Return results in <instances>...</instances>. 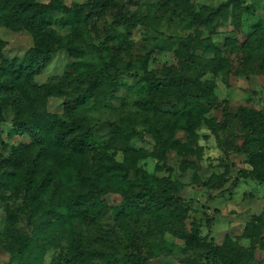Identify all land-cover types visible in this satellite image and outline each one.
<instances>
[{
	"label": "rangeland",
	"instance_id": "rangeland-1",
	"mask_svg": "<svg viewBox=\"0 0 264 264\" xmlns=\"http://www.w3.org/2000/svg\"><path fill=\"white\" fill-rule=\"evenodd\" d=\"M36 1L49 4L52 0ZM63 1L77 7L94 0ZM114 1L128 17L141 21L117 27L116 11L93 13L83 43L71 29L63 28L64 14H49L46 30L61 39L62 45L82 48L79 53L68 48L57 52L34 81L38 87L60 83L80 96L82 105L73 116L66 109L67 97L50 98L45 112L69 115L72 141L89 152L90 181L103 186L120 183L118 168L132 169L124 192L137 196L136 204L122 195L125 188L115 187L98 195L95 222L126 243L136 241L143 253L137 250L131 257L133 250L117 245L115 256L91 264H264V157H255L264 156V117L255 123L260 137L252 124L254 113H264V54L253 50L245 59L237 45L250 36H264V0H242L239 8L229 7L225 18H211V12L229 0H183L188 9L163 12L154 8V1ZM0 40L4 42L2 55L10 60L24 57L34 46L27 30L2 27ZM86 44L94 48H85ZM183 44L200 65H186L180 55ZM102 60H114L125 74L116 86L104 77L89 92ZM146 60L157 79L180 75L187 79L185 91L192 95L203 88L201 101L184 98L176 83L153 90L139 70ZM224 102L228 103L227 117ZM119 131L129 135L121 136ZM31 144L30 136L15 125L12 111L1 116L0 175L7 173L11 156ZM95 156L107 162L95 168ZM168 179L173 184L172 198L164 210L153 208L145 216L146 202L152 203L153 197L143 196L142 189L162 190L160 185ZM19 198L0 186V264H64L63 257L70 250L67 237L51 242L42 233L50 228L42 216L53 218L51 207L59 205L58 199L53 201L47 193L43 202L38 201L44 203V212L31 220V213L20 212ZM123 213L133 216L126 217V225L117 232L116 220ZM149 226L157 232L144 240ZM194 231L212 240L222 253L208 261L207 248L189 247L186 239ZM21 238L32 240L22 254Z\"/></svg>",
	"mask_w": 264,
	"mask_h": 264
},
{
	"label": "trees",
	"instance_id": "trees-1",
	"mask_svg": "<svg viewBox=\"0 0 264 264\" xmlns=\"http://www.w3.org/2000/svg\"><path fill=\"white\" fill-rule=\"evenodd\" d=\"M139 1L141 0H133L135 3ZM145 1L156 2L154 8L159 12L167 11L170 8L182 10L190 7L183 0ZM241 1L229 0L223 6L213 10L211 18L227 17L229 7L237 9L240 7ZM113 11H116L114 23L117 27L124 24L129 25L131 21L137 23L141 21L135 16L128 17L124 13L125 10L123 11L114 0H94L77 7L67 6L63 0H52L49 4L38 3L36 0H0V28L4 27L16 32L27 30L34 38L33 48L24 57L11 60L3 57L4 42L0 40V117L6 116L12 111L17 128L27 133L32 140L30 146L19 148L6 162L7 173L0 175V186L6 190H13V193L20 197L22 202V206H19L22 208L20 212L31 213V220L44 212V203L38 201L43 202L47 193L50 194L53 201L58 199L59 205L51 207L53 218L42 216L44 222L50 226L48 233L45 229L42 230V233L47 234L51 242H58L63 236L67 237L70 250L63 257L64 264H91L93 260L104 262L110 256L116 255L118 246L125 248L126 245L125 249L128 252L133 250L131 257L137 250L142 252L141 245L136 241L126 243L122 240L123 237H115L116 232L102 231L95 222L98 219L96 211L98 195H106L115 187L125 188L122 195L129 203L136 204L138 197L124 192L129 186L127 177L132 169L127 166L118 168L121 174L120 183L114 181L103 186L98 184L99 182L95 179L90 181L87 160L89 152L72 141L74 132L68 125L69 115L57 116L45 112L46 103L50 98L67 97L69 100L66 103V109L73 116L82 105L80 96L74 92L70 93V90L60 83H48L42 87H38L34 83L35 79L42 75L51 64L53 56L57 52L68 48L79 53L82 48L64 46L61 39L54 38L46 30L48 25L46 17L49 14L54 12L64 14L66 18L62 24L63 28L71 29L77 39L83 43L85 29L90 25L93 13L103 15ZM207 25L212 24L207 23ZM237 45L245 59L252 55L253 50L264 54V36H250ZM86 47L94 48L91 44H86ZM180 55L185 59L187 66L197 67L200 65L195 53H189L188 46L185 44L181 47ZM102 64V68L94 74V80L89 83V92L97 89L104 77H106L107 83L114 87L118 84V78L125 74L114 60L110 63L102 60ZM139 70L145 74L146 81L155 91L168 82L176 83L184 98L197 102L202 99L204 89L200 88L196 95L187 93L185 91L187 79L180 75H176L174 78L157 79L148 70L147 60L142 63ZM223 105L224 117H227L228 103L224 102ZM263 117L264 113L259 112L254 113L252 118L253 130L258 137L261 136V131L255 123L262 120ZM220 125L217 127L219 128ZM119 134L121 136L129 135L123 131H119ZM240 153L245 154L246 151L241 150ZM255 157L263 158L264 156L257 154ZM93 160L95 168H100L107 162V159L98 156H95ZM97 169H95L96 174L100 176L101 172ZM116 176L114 174L113 177ZM145 179L143 175L142 180ZM145 182L147 183L148 180ZM39 187L43 188V191H40ZM160 188L162 190L146 187L142 189L143 196L153 197L152 203L146 202L145 216H150L153 208L164 210L172 198L173 184L170 179L166 180L162 187L160 185ZM129 215L133 216L132 213H129L128 216L123 213L117 217L115 226L118 228L117 232L126 225L124 220L126 217H130ZM13 217L15 218L16 215L13 214ZM139 221L137 220V224L140 223ZM211 224L212 220L209 219L208 225L211 226ZM156 232L154 227L149 226L144 231L142 238L150 240ZM114 240H116V244H113ZM31 243V239L21 238L19 253L22 254V250ZM186 243L192 248H207L209 250L206 257L208 261L222 253L212 240L201 238L198 231L192 232L191 236L186 239ZM132 259L134 260V257ZM184 264L196 263L186 261Z\"/></svg>",
	"mask_w": 264,
	"mask_h": 264
}]
</instances>
